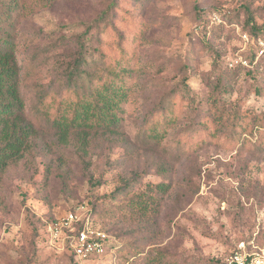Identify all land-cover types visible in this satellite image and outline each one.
<instances>
[{"label": "rangeland", "instance_id": "obj_1", "mask_svg": "<svg viewBox=\"0 0 264 264\" xmlns=\"http://www.w3.org/2000/svg\"><path fill=\"white\" fill-rule=\"evenodd\" d=\"M112 1L56 0L29 9L18 27L16 59L30 108L81 36L106 28L102 47L117 59L122 34L135 60V89L121 131L135 154L123 158L119 148L99 144L86 168L74 147L58 144L43 126L0 176V264H75L46 229L78 207L94 212L116 249L115 260L83 264H224L234 253L264 264V56L256 58V46L240 37L254 26L264 38V0H116L102 20ZM168 97L178 119L167 139L180 138L183 153L176 163L173 150L167 157L171 187L149 237L134 230L131 195L112 193L127 178L134 194L157 195L162 177L148 166L161 153L141 126Z\"/></svg>", "mask_w": 264, "mask_h": 264}, {"label": "trees", "instance_id": "obj_2", "mask_svg": "<svg viewBox=\"0 0 264 264\" xmlns=\"http://www.w3.org/2000/svg\"><path fill=\"white\" fill-rule=\"evenodd\" d=\"M28 1L0 0V176L22 158L44 128L51 132L58 144L74 147L77 159L86 168L93 154L90 151L99 144L107 146L110 152L119 148L123 158L135 154L134 144L121 131L126 114L134 105L135 89L130 75L135 70V60L128 48L122 47V34L115 44L119 52L117 59L102 47L103 37L108 34L106 28L95 33H91V29L81 36L76 41V50L68 59L65 57L64 63L61 62L56 70L52 86L38 91L32 107L27 108L21 90V67L16 59L18 27L29 9L51 7L56 0H33L30 5ZM116 5V0L108 4L102 20L116 10ZM248 21L252 22L250 16ZM244 33L250 37L252 46H255L254 40L261 38L254 26L252 34ZM90 43H95V48ZM252 50L256 56V48ZM177 119L178 109L173 98L168 97L145 115L141 126L145 139L155 144L161 153L148 166L162 177L155 186L157 195L134 194L132 180L127 178H122V184L112 193L113 197L131 195L128 209L135 212L134 230L149 237L155 233L158 208L171 187L173 164L167 161V157L173 150L176 163L183 153L179 152L180 143L183 145L180 138L170 144L167 139L170 127ZM133 174L135 176L137 172L133 171ZM90 212L96 222L94 212ZM100 227L109 234V230Z\"/></svg>", "mask_w": 264, "mask_h": 264}, {"label": "built area", "instance_id": "obj_3", "mask_svg": "<svg viewBox=\"0 0 264 264\" xmlns=\"http://www.w3.org/2000/svg\"><path fill=\"white\" fill-rule=\"evenodd\" d=\"M240 37L245 45L251 42L246 33L240 34ZM254 44L257 51L255 57L264 56V39L257 38ZM240 62L248 66L246 60ZM46 231L50 243L67 250L77 264L101 259L104 256L114 258L113 260L116 258L113 237L103 231L91 216V212L83 207L68 211L56 218L48 224ZM239 248H243V244ZM225 264H256V262L242 257L240 253H234Z\"/></svg>", "mask_w": 264, "mask_h": 264}]
</instances>
